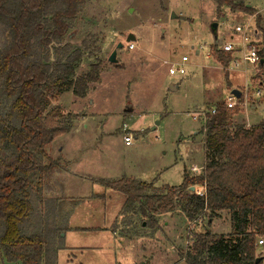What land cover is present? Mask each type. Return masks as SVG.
I'll use <instances>...</instances> for the list:
<instances>
[{
	"label": "rangeland",
	"instance_id": "374dc122",
	"mask_svg": "<svg viewBox=\"0 0 264 264\" xmlns=\"http://www.w3.org/2000/svg\"><path fill=\"white\" fill-rule=\"evenodd\" d=\"M245 4L254 13L231 12L227 7H217L214 0L84 2L63 43L70 52H83L75 74L88 72L96 63L99 79L89 85L84 98L69 91L49 107L58 106L64 116L73 118L69 133L53 142L64 146L68 160L75 157L71 166H66L79 177L72 178L73 187L66 186V191L63 188L59 193L70 194L76 201L62 206L66 217L60 227L51 222L42 229L41 222L32 220L28 229L45 233L52 251L50 264H184L194 233L231 232L229 217L223 213L210 225L202 217L197 219L200 223L189 233L190 222L175 209L158 217L156 224L144 219L141 225L137 216L120 213L123 195L96 181L112 182L131 174L155 188L178 187L184 169L191 177L201 172L204 146L202 134H197L198 122L204 121L216 101L226 99L228 85L249 97L246 108L238 105L231 112L250 111L256 104L257 69L246 66L229 71L213 57L215 38H239L235 26L257 31L255 39L262 42L264 0H245ZM255 15L261 19L259 26ZM213 23L218 25L215 32H211ZM128 35L135 40L128 42ZM118 44L122 48L117 49ZM203 45L211 50L209 59L199 50ZM113 50L115 63L108 61ZM52 56L50 50L53 61ZM183 56L188 58L186 75L178 81L168 75L166 63L179 62ZM170 85L178 90L171 91ZM254 114L256 121L264 122L260 108ZM128 134L132 136L131 146L123 142ZM59 144L45 160L57 162L58 168ZM64 155L61 158L67 160ZM193 167L199 170L196 174L191 172ZM56 182L59 189L60 180ZM256 255L264 257V247L258 246ZM5 263L9 264L1 262Z\"/></svg>",
	"mask_w": 264,
	"mask_h": 264
},
{
	"label": "trees",
	"instance_id": "16d2710c",
	"mask_svg": "<svg viewBox=\"0 0 264 264\" xmlns=\"http://www.w3.org/2000/svg\"><path fill=\"white\" fill-rule=\"evenodd\" d=\"M85 1L0 0V264H50L45 233L29 232V224L37 220L41 228L51 222L60 227L66 217L62 203L48 197L54 189L46 177L58 171V164L45 160L46 147L69 133L73 118L58 106L49 107L69 91L84 98L89 85L99 79L96 63L88 72L75 74L83 52H70L63 43ZM214 1L231 12L254 13L245 0ZM260 21L256 16L257 26ZM260 33L257 79L264 92ZM213 57L224 68L231 60L220 51ZM214 110L204 120L205 162L199 175L184 172L178 187L155 188L131 178L101 184L124 196L120 213L137 216L141 225L144 219L156 224L158 217L174 209L189 222L202 217L207 225L226 213L231 232L194 233L184 264H264L255 243L264 237V122L248 129L231 122L233 112L222 103ZM190 187H204L205 194L197 196Z\"/></svg>",
	"mask_w": 264,
	"mask_h": 264
},
{
	"label": "built area",
	"instance_id": "2783aa9c",
	"mask_svg": "<svg viewBox=\"0 0 264 264\" xmlns=\"http://www.w3.org/2000/svg\"><path fill=\"white\" fill-rule=\"evenodd\" d=\"M234 32L236 34L237 38L230 39L228 41H215V49L217 51L229 54L231 57L230 63L227 66V69L229 71L231 70H238L239 68H244L248 66H252L255 69H257V72L255 73V76L258 77L261 70L259 69V66L261 64V59L259 56V47L260 44L256 40L258 39L255 37L256 31H249L248 28L243 29L239 26L234 27ZM256 38V39H255ZM128 48L132 49L133 46L128 44ZM199 50L206 53L205 58L209 59L211 57V50L210 48L206 46H199ZM188 61V58L186 56L181 57L179 62L176 63H166L168 75L170 77H173L175 80H180L186 75L185 71V65ZM252 97V96H251ZM249 100V97L246 92L242 93L240 92V96L236 98L234 95L229 94V96L226 98V101L224 105L227 109L232 110L235 106H242L243 108H246L247 101ZM253 101L256 102L253 105L257 108H260V111L262 115L264 116V92L262 90V87L259 85V83L256 84V87L253 92ZM211 115L215 113V110L212 109L209 111ZM206 117H204L205 120ZM132 136L128 134L127 136H123V142L126 146L130 145L132 142ZM203 167L201 168V170ZM199 170L195 167L191 168L192 173H197ZM194 193L197 196L204 195V187H200L199 190H195ZM196 223H200V220H195L190 222L188 227V232L190 233L193 228L192 226H196ZM255 243L259 247H264V237H257Z\"/></svg>",
	"mask_w": 264,
	"mask_h": 264
},
{
	"label": "crops",
	"instance_id": "0c3cea01",
	"mask_svg": "<svg viewBox=\"0 0 264 264\" xmlns=\"http://www.w3.org/2000/svg\"><path fill=\"white\" fill-rule=\"evenodd\" d=\"M217 27H218V25H217ZM217 29V28H216ZM257 32V31H256ZM234 35V34H233ZM235 38V37H234ZM217 40V38H215V41ZM192 49V48H191ZM217 63V62H216ZM217 65H218V67H220V65L217 63ZM175 86H177V85H175ZM170 87H171V85L169 86V89H170ZM228 87H229V94H231V92H232V90H234V89H237V87H232V86H230V85H228ZM174 90L176 89L175 87H172ZM174 90H171V91H174ZM178 89H176V91H177ZM238 90V89H237ZM239 91V90H238ZM229 94H228V96H229ZM227 96V97H228ZM226 97V98H227ZM225 101H226V99L225 100H221V101H216L215 103H214V106H213V109L215 108V104H217V103H222L223 105H224V103H225ZM255 106L254 105H252L251 106V109H250V111H243V110H238V111H236V112H233V114H232V116H231V122H236V123H242L246 128H250L251 126H253V125H257L258 123H260L259 121H256L255 120V114H254V111L257 109V108H254ZM211 110V109H210ZM209 110V111H210ZM209 111H207V112H209ZM231 111H233V110H231ZM253 120H255V121H253ZM199 123V127H198V131H197V134L199 133V134H202V140H203V137H204V134L203 133H205L204 132V130H203V125H204V121H199L198 122ZM153 130H156V128H153ZM59 143L58 142H52V143H50L47 147H46V152L49 154V152H50V150L52 151V149L54 148V147H56V145H58ZM133 144V143H132ZM132 144H130V145H128V146H131ZM126 146V145H125ZM203 146H204V140H203ZM204 148V147H203ZM57 155H58V159H59V162H61V165H60V167L58 168L59 170L56 172V173H54L52 176H51V178H50V180H51V182L50 183H52L51 184V186H53V192L52 193H50V194H48V197L49 198H51V199H53V200H57L59 203H62L63 201V205L62 206H66V205H64V203L65 202H67V201H69V203L70 202H72V205L74 204V202L76 201V198H74V197H72L70 194H67V195H61L62 194V192H61V190L64 188V191H66L65 190V187L66 186H72V185H70V183L72 182L71 180H72V178H76V177H79V175H77V174H74V173H72V172H70V169L68 168V166L70 167L71 166V161H74V156H69V157H71V160H68L69 158H67L65 155H64V146H62L61 144H59V146H58V149H57ZM64 155V157H65V159H67V160H64V159H62L61 158V156H63ZM60 158H61V160H60ZM203 158H204V156H203ZM63 160V161H62ZM204 162H205V158H204ZM68 164V166H66ZM202 171V170H201ZM184 172H186V169H184V171H183V173ZM199 175V174H198ZM193 177V176H192ZM122 178H126V179H129V178H131V179H135V180H137V181H140V179L139 178H134L131 174H129V177L128 176H126V175H123V177ZM121 178V179H122ZM60 180V183H61V186L59 187V189H58V187L56 186V180ZM118 180H120V179H118ZM118 180H115V181H118ZM55 181V182H54ZM94 181V180H93ZM101 181H103V180H97L96 182H99V184L101 183ZM95 182V181H94ZM106 182H109V181H106ZM73 187V186H72ZM195 189V188H194ZM59 190H60V193H59ZM56 194H58V195H56ZM72 205H70V206H67V210H70L71 209V207H72ZM61 206V207H62ZM63 209V208H62ZM63 210H65V209H63ZM70 230V229H69ZM16 263H19L20 264V262H9V264H16ZM6 264V263H5Z\"/></svg>",
	"mask_w": 264,
	"mask_h": 264
},
{
	"label": "water",
	"instance_id": "95a60500",
	"mask_svg": "<svg viewBox=\"0 0 264 264\" xmlns=\"http://www.w3.org/2000/svg\"><path fill=\"white\" fill-rule=\"evenodd\" d=\"M216 28H217V23H213L212 26H211V32H215ZM127 37H128L127 38L128 42L135 40V37H133L132 35H128ZM119 48H122L121 44H118L117 49H119ZM115 54H116L115 50H113L110 53V56L108 58L109 62H111V63H115L116 62V55ZM261 64H262V61H261ZM170 89L174 90L172 87H170ZM231 95H234L236 98H238L240 96V91H238L237 89H234V90H232ZM188 191L194 193L195 189L193 187H190L188 189ZM256 263H258V260H256Z\"/></svg>",
	"mask_w": 264,
	"mask_h": 264
}]
</instances>
